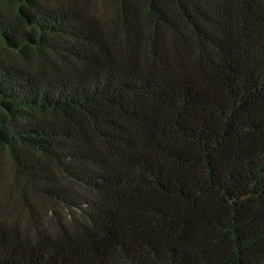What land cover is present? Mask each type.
I'll list each match as a JSON object with an SVG mask.
<instances>
[{
  "label": "trees",
  "instance_id": "obj_1",
  "mask_svg": "<svg viewBox=\"0 0 264 264\" xmlns=\"http://www.w3.org/2000/svg\"><path fill=\"white\" fill-rule=\"evenodd\" d=\"M96 1L0 0V264H264V0Z\"/></svg>",
  "mask_w": 264,
  "mask_h": 264
},
{
  "label": "rangeland",
  "instance_id": "obj_2",
  "mask_svg": "<svg viewBox=\"0 0 264 264\" xmlns=\"http://www.w3.org/2000/svg\"><path fill=\"white\" fill-rule=\"evenodd\" d=\"M90 3L94 5L100 12L105 10L107 6L110 4H101L97 2L96 0H90ZM14 177V174L11 169V163H10V158L5 150H0V207L3 206L5 202H9L11 199V195L9 196L7 194V189H6V184L9 180H11ZM36 207L38 209H41L42 211L46 212H58L62 213V210L58 207H55L52 209L49 203L46 202H36L35 203ZM52 209V210H51ZM13 212L16 217L20 220V222H25V211L21 209V207L17 205H13Z\"/></svg>",
  "mask_w": 264,
  "mask_h": 264
}]
</instances>
